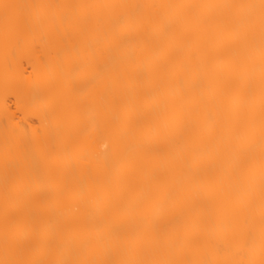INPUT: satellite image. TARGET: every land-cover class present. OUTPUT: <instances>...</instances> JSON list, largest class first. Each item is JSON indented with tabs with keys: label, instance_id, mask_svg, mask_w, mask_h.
Listing matches in <instances>:
<instances>
[{
	"label": "bare ground",
	"instance_id": "1",
	"mask_svg": "<svg viewBox=\"0 0 264 264\" xmlns=\"http://www.w3.org/2000/svg\"><path fill=\"white\" fill-rule=\"evenodd\" d=\"M0 264H264V0H0Z\"/></svg>",
	"mask_w": 264,
	"mask_h": 264
}]
</instances>
